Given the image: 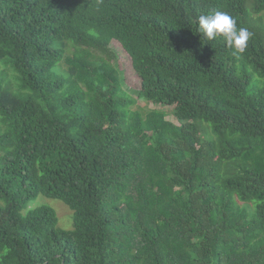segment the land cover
<instances>
[{"label":"trees","instance_id":"obj_1","mask_svg":"<svg viewBox=\"0 0 264 264\" xmlns=\"http://www.w3.org/2000/svg\"><path fill=\"white\" fill-rule=\"evenodd\" d=\"M248 5L0 0V264H264V0ZM213 11L252 33L244 52L197 31ZM38 195L73 229L28 210Z\"/></svg>","mask_w":264,"mask_h":264},{"label":"rangeland","instance_id":"obj_2","mask_svg":"<svg viewBox=\"0 0 264 264\" xmlns=\"http://www.w3.org/2000/svg\"><path fill=\"white\" fill-rule=\"evenodd\" d=\"M245 1L248 7L249 6L248 4L251 3V0H245ZM261 14L264 15V12H262ZM253 16L257 17L256 15ZM114 48L119 56L118 67L122 75L121 78H122L123 88L137 100L135 105L132 106L131 110L133 112L139 111V113L146 115L150 110L156 109V107L155 105H153V103H148L145 100L139 99L138 94H139V90L141 89V79L133 70L130 58L126 54V52L122 49V47L119 44H115ZM164 111L167 112L168 110L165 109ZM168 119L171 120L172 117L169 116ZM40 206L51 207L56 212L58 218V227L60 229L66 231L73 229V213L62 202L55 199H48L44 195H38L37 198L28 205V210Z\"/></svg>","mask_w":264,"mask_h":264},{"label":"clouds","instance_id":"obj_3","mask_svg":"<svg viewBox=\"0 0 264 264\" xmlns=\"http://www.w3.org/2000/svg\"><path fill=\"white\" fill-rule=\"evenodd\" d=\"M197 31L207 40L222 38L228 47L244 52L252 33L244 27H237L236 20L227 12L213 11L196 18Z\"/></svg>","mask_w":264,"mask_h":264}]
</instances>
